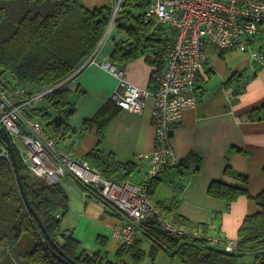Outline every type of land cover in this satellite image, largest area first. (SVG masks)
Listing matches in <instances>:
<instances>
[{
	"label": "crops",
	"instance_id": "1",
	"mask_svg": "<svg viewBox=\"0 0 264 264\" xmlns=\"http://www.w3.org/2000/svg\"><path fill=\"white\" fill-rule=\"evenodd\" d=\"M81 1L90 9L112 6L111 0ZM127 42L128 36L120 33L115 24L93 54V62L65 82V87L77 91L73 96L77 111L70 121L77 132L64 142L60 148L63 152L83 159L98 146L97 128L86 129L84 123L112 101L119 81L101 63L105 60L111 62L112 53ZM211 53H207L209 62L201 73L205 93L198 91V104L185 111L171 134L176 157L185 164L159 175V185L152 200L166 203L164 207L167 209L173 203L172 211L168 209L163 214L177 224L179 219L185 218L187 223L183 226L197 228L195 230L205 236L238 241L244 219L261 212L253 198L264 191V119L249 117L264 105V66L260 63L253 65L250 55L238 50L226 51L223 55L212 50ZM156 60L155 51L146 50L137 60L117 67L124 71L131 83L152 89L157 72ZM242 74V79L229 82ZM241 83L245 84V90L234 98V93L243 87L238 85ZM154 106L151 97L142 114L121 109L110 122L101 142V149L112 153L119 162L137 166L132 175L135 184L148 179L149 160L140 155L154 150ZM197 157L201 159L200 163H197ZM198 164L200 171L196 172ZM242 176L247 177V182ZM215 181L246 188L252 198L242 196L231 205L211 198L208 190ZM59 183L69 203V211L61 222L62 231L68 235L73 232L72 237L81 242L85 253L97 255L111 264H116L121 256L124 264L164 263V256L169 254L159 240L144 231L137 237L131 251L122 255L121 244L112 236L115 227L124 222L122 215L87 192L73 176L66 175ZM140 250L144 256L138 260ZM146 256H154V263L145 261ZM181 258V264H186L184 257ZM242 258L246 259L239 264H257L253 255Z\"/></svg>",
	"mask_w": 264,
	"mask_h": 264
},
{
	"label": "trees",
	"instance_id": "2",
	"mask_svg": "<svg viewBox=\"0 0 264 264\" xmlns=\"http://www.w3.org/2000/svg\"><path fill=\"white\" fill-rule=\"evenodd\" d=\"M132 8H138L139 13L135 14ZM122 9L116 26L120 33L128 36V42L116 48L111 55V61L120 66L119 64L137 60L146 50H151L155 51L157 57L156 73L162 72L165 67L164 35H167L168 30L163 26L155 27L145 23V5L142 1L127 0ZM111 12V7L90 9L81 0H0V75L7 85L26 87L31 94L48 91L28 111L42 124L48 137L59 149L70 135L77 132L70 124L77 111L73 97L77 91L73 92L65 87V82L96 52L107 33ZM260 33L264 37V32ZM251 45L255 51V39L251 41ZM224 53V50L220 52L221 55ZM201 73L197 77V94L198 91L205 93L206 90L205 85H201ZM242 77L243 74L236 75L229 82ZM241 86L242 89L234 93V98L244 92L245 84ZM119 111L120 108L111 101L93 119L85 121L86 129L97 128L99 144L82 160L91 169L114 182L135 184L132 175L137 171V166L121 163L112 153L101 149L107 127ZM249 118L264 119V105L255 109ZM16 156L27 199L51 239L66 257L53 246L27 206L13 165L9 160L0 158V264H111L97 255L90 256L85 253L77 239L67 238L68 234L61 236V222L69 211L64 189L60 183L48 185L34 177L22 162L18 151ZM200 161L197 157V163ZM183 164L184 161H179L178 166ZM198 171L200 164L196 168V172ZM227 171L230 172L229 167ZM242 179L247 182L246 176H242ZM144 184L145 182L137 185ZM81 185L87 192L90 191L82 183ZM158 185L159 177L147 189L151 199ZM208 194L211 198L226 201L228 205L242 196L251 197L246 188L232 186L223 181L213 182ZM96 197L112 207L107 201ZM253 200L261 212L244 219L238 233L239 247L236 253L226 255L214 251L204 240L187 238L177 252L184 257L185 263L239 264L238 258L253 255L257 264H264V191ZM165 204L156 202L162 213L168 209L172 211L174 204L168 209L164 207ZM59 213L62 217L58 219L56 215ZM179 221L178 224L182 226L187 223L185 218ZM203 226L207 231L208 228ZM144 228L147 235L173 251L185 241L164 233L154 221L145 223ZM139 252L138 260H141L144 252Z\"/></svg>",
	"mask_w": 264,
	"mask_h": 264
},
{
	"label": "built area",
	"instance_id": "3",
	"mask_svg": "<svg viewBox=\"0 0 264 264\" xmlns=\"http://www.w3.org/2000/svg\"><path fill=\"white\" fill-rule=\"evenodd\" d=\"M108 30L115 24L127 0H111ZM145 5L146 24L168 30L163 46L165 67L153 77L154 87L146 89L131 83L123 70L113 62L101 66L118 79L112 101L122 110L142 114L153 98L155 146L152 153L141 154L149 160L148 179L143 186L117 183L89 167L82 159L63 152L51 140L42 124L29 113L48 91L31 94L25 87L7 85L0 75V129L11 137L15 151L29 172L48 185L71 175L124 218L112 236L121 244L122 255L131 251L147 222L154 221L164 233L179 239L204 240L211 247L228 253L238 251L239 242L203 233L179 225L165 216L148 193L150 183L163 172L175 168L179 161L172 148L173 126L189 109L198 104L197 77L208 64L206 46L211 43L221 51L248 53L254 63L264 65V57L251 45L264 32V0H139ZM107 30V31H108ZM92 58L80 70L92 63ZM0 158L12 163L6 140L0 132ZM59 219L62 214L56 215ZM116 264H124L123 256Z\"/></svg>",
	"mask_w": 264,
	"mask_h": 264
},
{
	"label": "water",
	"instance_id": "4",
	"mask_svg": "<svg viewBox=\"0 0 264 264\" xmlns=\"http://www.w3.org/2000/svg\"><path fill=\"white\" fill-rule=\"evenodd\" d=\"M0 132L2 134V136L4 137V139L6 140V144L8 146V149L11 153V159H12V163H13V167H14V171L16 173V176L18 178V181H19V186H20V189L22 191V195L25 199V202L27 204V206L29 207L30 211L32 212V214L36 217L37 221L39 222L40 226L42 227V230L45 232L46 236L48 237V239H50L51 243L53 244V246L63 254L64 257L65 254L62 252L61 248L51 239L50 235L48 234L44 224L42 223L41 219L39 218V216L37 215V213L35 212V210L32 208V206L30 205L28 199H27V196H26V193L24 191V187H23V184H22V180H21V176H20V171H19V166H18V162H17V156H16V151H15V148H14V145H13V142H12V139L11 137L8 135V133L6 132L5 129H0ZM73 235V232H70L69 235L67 236V238L69 237H72ZM61 236H65V233H62ZM186 243V241H182L178 248L175 250V251H172L170 250L169 248L166 247V245H164L163 243L160 242V244L162 245L163 249L170 255V256H174L180 249L181 247ZM214 251H217V252H221V253H224L226 255H232L233 253H228L224 250H221V249H217V248H213ZM69 260V259H68ZM259 264H263V263H259Z\"/></svg>",
	"mask_w": 264,
	"mask_h": 264
},
{
	"label": "rangeland",
	"instance_id": "5",
	"mask_svg": "<svg viewBox=\"0 0 264 264\" xmlns=\"http://www.w3.org/2000/svg\"><path fill=\"white\" fill-rule=\"evenodd\" d=\"M135 14H138L139 13V9L138 8H132L131 9ZM143 11V10H142ZM109 31V30H108ZM255 42L257 43L256 44V47H255V51L256 52H258L259 54H261V55H264V37H263V35L260 33V34H258L257 35V37L255 38ZM211 50H212V52L213 53H215V54H218V53H220L221 52V50L216 46V45H214V44H211V43H209L208 44V48H206L205 49V51H206V53H208V55L209 54H212L211 53ZM260 51H262V52H260ZM111 63H112V61H111ZM262 65V64H261ZM260 65V66H261ZM262 66H264V65H262ZM258 70V69H257ZM79 71V70H78ZM77 71V72H78ZM6 76H9L10 77V75H8V74H6ZM135 85V84H134ZM238 85H242V84H238ZM120 110H121V108H120ZM33 177V176H32ZM34 178V177H33ZM96 197V196H95ZM208 247H210V246H208ZM168 255V254H167ZM165 258V260H164V263L163 264H181L182 263V258H181V256L179 255V254H176L175 256H173L172 258L168 255V256H164ZM244 259H246V258H238V262H242ZM145 261H148V263L150 262V263H154V256H146L145 257Z\"/></svg>",
	"mask_w": 264,
	"mask_h": 264
},
{
	"label": "clouds",
	"instance_id": "6",
	"mask_svg": "<svg viewBox=\"0 0 264 264\" xmlns=\"http://www.w3.org/2000/svg\"><path fill=\"white\" fill-rule=\"evenodd\" d=\"M214 248V247H213ZM222 250V249H221Z\"/></svg>",
	"mask_w": 264,
	"mask_h": 264
}]
</instances>
